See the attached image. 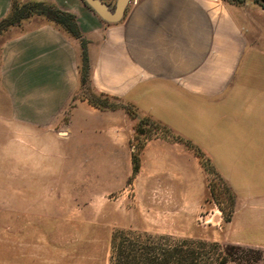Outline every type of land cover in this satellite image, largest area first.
<instances>
[{"label":"crops","instance_id":"obj_1","mask_svg":"<svg viewBox=\"0 0 264 264\" xmlns=\"http://www.w3.org/2000/svg\"><path fill=\"white\" fill-rule=\"evenodd\" d=\"M13 1L0 0V20L10 14ZM15 1L72 16L77 35L37 12L10 24L2 32L11 35L1 44L0 61L12 63L5 69L11 76L29 79L31 92L38 79H69L60 86L46 125L60 124V136L76 143L74 156H97L85 153L92 149L108 151L99 156L124 158L125 173L138 190H193L203 168L199 149L234 192L226 241L264 248V7L259 2L129 0L123 17L110 23L84 0ZM101 1L110 10L116 2ZM83 90L119 106L96 107ZM29 110L32 117L36 109ZM65 111L67 118L59 123L56 116ZM140 118L169 133L144 140L134 172L131 143ZM43 259L37 263L28 253L3 264H53Z\"/></svg>","mask_w":264,"mask_h":264},{"label":"rangeland","instance_id":"obj_2","mask_svg":"<svg viewBox=\"0 0 264 264\" xmlns=\"http://www.w3.org/2000/svg\"><path fill=\"white\" fill-rule=\"evenodd\" d=\"M4 30L0 49L11 35ZM8 65L0 61L1 264L28 253L37 263L45 257L53 264H109L110 237L118 229L231 244L224 229L230 196L199 149L203 168L195 189L138 190L125 173L124 158L92 149L85 153L97 156L76 157V143L60 136V124L46 125L60 86L69 79H38L31 92L29 79L11 76ZM107 101L110 109L119 106ZM30 108L36 109L32 117ZM66 113L56 116L59 123ZM137 125L132 155L138 156L145 139L169 133L160 125L137 131ZM240 247L229 252L233 260L226 264H264V248Z\"/></svg>","mask_w":264,"mask_h":264},{"label":"trees","instance_id":"obj_3","mask_svg":"<svg viewBox=\"0 0 264 264\" xmlns=\"http://www.w3.org/2000/svg\"><path fill=\"white\" fill-rule=\"evenodd\" d=\"M256 1L264 7V0ZM31 12L46 14L64 26L71 34H78L70 14L59 12L36 2L19 5L15 0L12 2L10 14L0 20V31ZM85 97L90 104L96 107H111V103H108L106 97L94 94H88ZM156 125L149 119L140 118L136 130H143V127L153 128ZM132 162L133 171L136 172L139 165L137 155H132ZM218 179L230 196L232 209L225 219L228 221L233 212L235 199L229 187L219 176ZM210 194L213 195L212 187H210ZM109 243V264H226L229 260H233V254H229L230 251L241 250V247L235 244H220L136 229L115 230Z\"/></svg>","mask_w":264,"mask_h":264},{"label":"water","instance_id":"obj_4","mask_svg":"<svg viewBox=\"0 0 264 264\" xmlns=\"http://www.w3.org/2000/svg\"><path fill=\"white\" fill-rule=\"evenodd\" d=\"M129 0H116L115 6L110 10L101 0H84V2L104 21L117 22L123 15Z\"/></svg>","mask_w":264,"mask_h":264}]
</instances>
